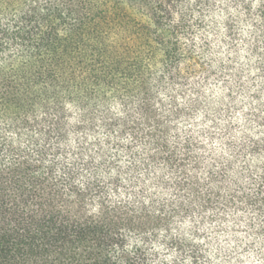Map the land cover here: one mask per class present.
Instances as JSON below:
<instances>
[{
    "label": "trees",
    "instance_id": "trees-1",
    "mask_svg": "<svg viewBox=\"0 0 264 264\" xmlns=\"http://www.w3.org/2000/svg\"><path fill=\"white\" fill-rule=\"evenodd\" d=\"M0 264H264V0H0Z\"/></svg>",
    "mask_w": 264,
    "mask_h": 264
}]
</instances>
